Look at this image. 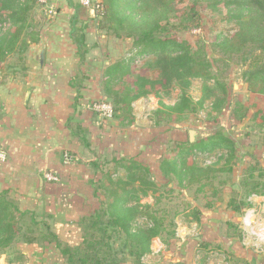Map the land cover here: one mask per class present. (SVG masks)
<instances>
[{
  "label": "trees",
  "instance_id": "16d2710c",
  "mask_svg": "<svg viewBox=\"0 0 264 264\" xmlns=\"http://www.w3.org/2000/svg\"><path fill=\"white\" fill-rule=\"evenodd\" d=\"M171 1H101L105 12L100 20L107 23L111 32L107 35L131 41L127 54L105 69L101 84L104 100L112 106V120L122 127L131 126L134 121V102L150 95L161 99L169 96L173 88L178 89L173 105L160 103L154 115L166 113L168 116L174 112L186 116L206 109L209 110L207 120H210L211 111L219 113L227 103L226 87L212 74V64L205 55L201 51H193L184 41L171 39L166 28L160 26V20L171 14ZM38 2L0 0V11L9 24V30L0 34V69L2 64L9 62L7 57L13 53L19 55L17 61H22L28 42L37 40L38 33L30 41L21 35L30 26V16ZM222 2L226 9H230L229 19L238 29L233 38H224L221 43L236 51L244 49L241 62L245 64L256 52H264V0ZM70 6L74 9L72 3ZM70 29V37L82 57L84 36H74V22H71ZM243 77L253 93L264 95V64L257 70L245 71ZM192 81L201 83V96L197 101L187 93ZM207 101L209 103L205 106ZM232 115L238 122L242 121L246 117V109L235 104ZM256 127L264 128V118ZM74 135L85 148H91L86 130L76 125ZM237 138L218 129L203 139L190 142L187 130L185 139L176 142L173 149L167 154L161 153L157 159V172L166 181L162 186L152 177L149 166L133 158H113L110 161L98 158L91 162L90 166L96 173L92 182L95 204L87 215L78 218L82 241L77 247H69L56 237L50 228L48 214H42L36 220L34 212L22 211L8 192H0V254L18 243L38 246L53 243L65 264H122L128 261L141 264L150 253L152 240L158 238L168 245L175 237L177 216L187 211L193 220L200 216L201 208L190 210L189 204L172 212L163 208L160 187L165 188L168 195L174 191V180L182 188L196 186L195 194L210 188V194L201 199L205 200L204 209L214 208L215 201L219 199L212 201L209 198L219 192L214 189L213 181L221 173H232L231 162L236 159ZM198 155L205 158L213 155L215 161L199 164ZM256 171V181L244 184L249 187L244 200L239 203L230 201L228 209L240 213L242 209L251 208L250 198L264 197V169L259 166ZM247 178L252 180L254 176L249 174ZM225 226L228 232H237L234 225L226 223ZM225 260L228 264H249L232 256Z\"/></svg>",
  "mask_w": 264,
  "mask_h": 264
},
{
  "label": "crops",
  "instance_id": "0c3cea01",
  "mask_svg": "<svg viewBox=\"0 0 264 264\" xmlns=\"http://www.w3.org/2000/svg\"><path fill=\"white\" fill-rule=\"evenodd\" d=\"M43 20L40 18L43 23L37 40L28 42L19 65L10 72L0 71V150L6 155L0 162V192H8L22 211L34 212L36 220L48 214L56 237L77 247L82 241L78 218L88 214L93 201L96 173L91 162L133 158L150 166L157 163L162 150L154 145L148 156L143 145L132 153L141 143L144 126L134 113L132 125L122 127L114 120L100 122L90 108L93 102L105 99L101 85L104 71L127 54L131 41L102 33L90 24L80 32L75 27V34L84 36L80 57L70 26L60 18L48 23ZM76 125L87 131L90 149L74 135ZM44 173L57 176L58 181H45ZM249 201L255 207L264 203V197ZM252 209L235 213L226 204L199 209L198 220H188L185 227L176 221L178 230L168 245L158 238L152 240L150 253L141 264H227L226 256L252 264L258 246L249 240L253 232L248 229L254 222L250 220L255 219ZM226 223L234 225L237 232H228ZM15 250L20 258L10 264H65L53 243H18ZM214 257L222 259L215 261Z\"/></svg>",
  "mask_w": 264,
  "mask_h": 264
},
{
  "label": "rangeland",
  "instance_id": "374dc122",
  "mask_svg": "<svg viewBox=\"0 0 264 264\" xmlns=\"http://www.w3.org/2000/svg\"><path fill=\"white\" fill-rule=\"evenodd\" d=\"M93 1L101 2L102 0ZM171 2V14L160 20V26L166 28V34L171 39H176L179 42L184 41L193 51H201L205 55L206 59L212 64V74L226 87L227 103L219 113L211 111V119L207 120L209 110L206 109L194 114H186V116L174 112L168 116L166 113L161 116L153 114L160 108V103L173 105L178 94L177 88H173L169 96L161 99L150 95L147 98L136 101L132 104V113L138 117V121L142 122L144 126L143 137L140 139L141 143L139 145L136 144L132 148V153L136 154L144 145L147 147L146 153L149 156L152 153V146L156 145V147H161L162 153L167 154L175 147L176 142L185 139L187 130L198 132V136L193 140L194 142L197 139L207 137L214 130L223 129L232 138L238 137L236 139L237 154L236 159L231 162L232 173H221L213 181V187L219 193L217 196L210 197L211 199L209 198V200L215 201L216 198L219 199L215 201V206L217 204L227 205L230 201H233V203L242 202L246 196V190L249 188L244 186V184L247 185L256 181L255 177L258 174L256 168L260 166L264 169V128L260 130L256 127V124L260 123L264 118V95L251 91V88L245 82L243 73L247 70H257L263 65L264 52H256L251 60L243 64L241 58L244 49L239 48L236 51L221 43L224 38H233L238 29L235 22L229 19L228 11L230 9L224 7L222 0H172ZM70 3L73 4L74 9H72ZM63 8L66 10L65 16L61 13V11H64ZM83 8L79 0H47L45 6H41L38 2L37 6H34L32 10L30 26L25 29L21 38L30 41L31 38L36 37V33H38L43 23L40 18L44 19L45 23L52 20L57 21L60 18L61 23L69 26H71V22H74L75 27L79 28L78 32H80L81 28L90 24L95 29H100L102 33H111L106 22H103L100 18L92 17L85 10L86 8ZM0 16L2 20L0 22V34H4L9 30V24L5 20V14L1 11ZM61 18L64 20H61ZM77 36H79V33L75 34V37ZM18 57L17 53L9 55L7 57L9 62L2 64V69L0 70L10 72L14 68L13 65H19ZM200 87L201 83L199 81H192L191 86L187 89L188 95L194 101H197L201 96ZM208 103L209 101L205 103V106ZM235 104H239L246 109V117L239 122L232 115ZM99 121L106 122L101 118H99ZM157 121L158 124L155 123ZM235 135L237 137H234ZM112 137L114 136L112 135ZM154 140L156 143L153 142ZM209 160L214 162V156L210 155L209 158L201 155L197 156L199 164ZM149 167L152 171V177L158 182L157 184L162 186L166 181L161 179L159 172H157V163ZM249 174H252L254 179L249 180L247 178ZM172 184L174 191L169 195L166 193L165 188L160 187L159 193L162 194L161 205L163 208L172 212L177 207L181 209L189 204L190 210L192 208L204 209L205 200L201 198L210 194V188H205L204 192L195 194L196 186L182 188L178 186L175 180ZM148 201L151 202V200ZM94 204L95 202L92 201L90 207L87 208L88 213ZM252 208H255V210ZM251 209L254 210L255 219L250 220L254 222L248 229L249 232H253L249 240L254 245L258 244L251 256V263L264 264V240L259 237L264 236V229H261L264 228L262 227L264 226V203L255 207L245 208L244 210L251 211ZM188 214L187 211L185 214L177 216L175 222H182L185 227L187 221L192 219ZM249 215H251V212ZM241 217L243 218V216ZM175 229L178 230V228ZM225 258L228 259V256ZM18 259L15 246L0 254V264H10L12 261L17 262ZM213 259L218 261L222 258L214 257ZM241 260L245 261L244 259Z\"/></svg>",
  "mask_w": 264,
  "mask_h": 264
},
{
  "label": "built area",
  "instance_id": "2783aa9c",
  "mask_svg": "<svg viewBox=\"0 0 264 264\" xmlns=\"http://www.w3.org/2000/svg\"><path fill=\"white\" fill-rule=\"evenodd\" d=\"M47 0H39L41 6L46 5ZM81 6L89 10L92 17L101 18L105 12V7L101 2L93 1V0H80ZM91 111L98 114L99 118L104 121L112 120V106L109 102L105 100L95 101L90 106ZM65 162L70 161V157L64 156ZM6 159L5 153L0 150V162H3ZM43 179L49 183L57 182L58 177L51 173H44Z\"/></svg>",
  "mask_w": 264,
  "mask_h": 264
},
{
  "label": "water",
  "instance_id": "95a60500",
  "mask_svg": "<svg viewBox=\"0 0 264 264\" xmlns=\"http://www.w3.org/2000/svg\"><path fill=\"white\" fill-rule=\"evenodd\" d=\"M196 136H198V132L190 130L188 132V138L190 142H193V140L196 138Z\"/></svg>",
  "mask_w": 264,
  "mask_h": 264
},
{
  "label": "bare ground",
  "instance_id": "6f19581e",
  "mask_svg": "<svg viewBox=\"0 0 264 264\" xmlns=\"http://www.w3.org/2000/svg\"><path fill=\"white\" fill-rule=\"evenodd\" d=\"M261 229H264V228H261Z\"/></svg>",
  "mask_w": 264,
  "mask_h": 264
}]
</instances>
